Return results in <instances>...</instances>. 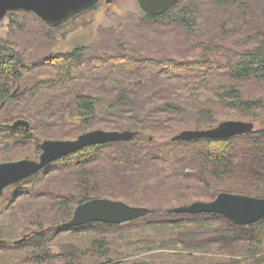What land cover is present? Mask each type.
Instances as JSON below:
<instances>
[{"label":"trees","instance_id":"trees-1","mask_svg":"<svg viewBox=\"0 0 264 264\" xmlns=\"http://www.w3.org/2000/svg\"><path fill=\"white\" fill-rule=\"evenodd\" d=\"M179 3L157 17L143 10L142 12L149 21H165L175 13ZM95 9L96 6L78 13L59 27H50L38 18L43 21L47 30L58 31ZM25 12L35 14L31 11L20 13ZM17 14L16 11H11L7 15ZM176 14L178 19L185 18V14ZM261 28L263 36L254 47L245 48L215 66L224 68L226 78L233 82L224 85L223 92L219 94L222 101L242 110L248 116H254L253 119H261L259 128L223 139L201 138L173 142L161 141L145 133L156 131L157 125L141 128L126 123L124 117H113L116 119L111 120L110 127L133 131L135 135L131 141L87 146L5 188L0 196V216L6 215L14 207H20L26 201L23 199L33 196L47 195L48 205L38 208L34 203H29L23 209L20 207L24 211L26 222L36 230H32V234L20 243H15L20 238L0 243V264H23L22 261L58 264L51 260L47 252L48 243L55 239L56 233L60 230L90 233L91 229L100 233L98 228L108 231L101 233L102 239L94 242H98L96 251L104 257L109 254V241L115 235L120 236L126 229L127 234L122 236L127 237L130 232L139 230L146 236L143 241L146 250L170 247L177 255L166 256H177L185 264H213L212 261L254 264L264 261V256L261 255L264 253V218L250 225H239L217 213H170L169 207L157 205L151 208L147 216L125 223L91 222L79 227L64 225L73 216L77 205L93 197L105 196L129 203L137 195L156 187L165 189L171 196L170 200L178 203H191L196 198L210 197L213 200L223 191L264 197V115H256L257 110L264 111V99L245 97L237 87L242 81L264 82V16ZM24 50H28L29 54ZM123 54H127L123 48H108L100 54L88 56L86 47L80 46L68 51L58 49L36 56L31 49L19 48L14 41L0 35V145L4 146L0 148V161H16L24 157L38 159L41 152L40 141L43 138L36 136L34 125L28 131L24 127H11L14 119L26 114L32 115V112L18 115L14 103L25 102L44 87L69 86L71 82L74 84L76 82L73 80L89 75L92 73L90 70L96 67L94 65H100L108 59L122 69L127 58ZM133 60L137 64L135 70L141 69L140 74H144L145 68H153L154 73L162 71L165 74H183L189 68L185 61L172 62L171 59L155 58L137 63L136 59ZM18 85L24 88L20 87L15 93L14 89ZM128 93L126 90L117 91L108 106L107 111L111 115L118 116L122 112L121 108L132 110L136 107V100ZM71 100L72 117L77 120L76 134L72 135L75 138L87 131L99 115V99L76 87ZM4 101L6 110L1 108ZM163 108L177 110L180 105L170 102L165 103ZM202 110L189 126L200 127L213 114L211 109ZM209 122L204 127L214 125ZM63 125L66 126L65 122ZM49 137L52 135L46 138ZM179 174L181 177H177ZM183 178L193 184L186 185ZM18 192H21V198L18 197ZM218 218L225 219L229 226L211 228L214 220ZM179 228L183 229L176 233ZM179 243L184 244L181 254L176 248V245L180 246ZM70 244L71 246L68 245L62 250L66 253L65 264H119L120 259L112 260L110 257L105 262L89 263L88 261H96L97 257L82 253L76 243ZM198 251H206L207 255H199L196 253Z\"/></svg>","mask_w":264,"mask_h":264},{"label":"rangeland","instance_id":"rangeland-1","mask_svg":"<svg viewBox=\"0 0 264 264\" xmlns=\"http://www.w3.org/2000/svg\"><path fill=\"white\" fill-rule=\"evenodd\" d=\"M20 12L24 11H16L18 14ZM176 13L185 14V18L178 19ZM18 14L6 15L2 19L0 35L14 41L19 48L31 49L36 56H43L58 49L68 51L80 46L86 47L88 56L100 54L108 48L113 50L123 48L127 51V54H123L127 58L122 69L108 59L100 65H94L96 67L90 70L92 73L89 75L73 80L76 82L74 84L71 82L69 86L44 87L32 94L25 102L14 103L18 115H22V112H32V115L26 114L19 118H25L34 125L36 136L43 138L40 142L46 139H75L80 134L95 129L121 130L110 127L111 120L116 119L113 117H124L126 123L141 128L157 125L156 131H145V133L161 141L171 140V137L182 130L208 129L226 120L253 122L255 128H259L262 123L261 119H253L254 116H248L242 110L222 101L219 94L223 92L224 85L233 82L226 78L224 68L215 66L245 48L254 47L262 38L264 0H182L171 18L165 21L146 19L138 0H111L108 3L106 0H101L89 15L76 19L75 23L65 25L58 31L47 30L36 14L28 12ZM49 35L52 36L49 38ZM24 51L28 53V50ZM155 58L171 59L172 62L185 61L189 64V68L183 74H165L162 71L154 73L153 68H145L144 74H140L141 69L135 70L137 64L133 59L138 63L140 60L147 62ZM77 83L80 84L77 86ZM237 85L245 97L264 99V82L248 80ZM18 87V90L20 87L24 88L18 85L14 90ZM72 87L98 97L100 109L90 128L75 138L72 135L76 134L77 120L72 117L70 107L73 102L72 95L75 93ZM119 90L129 92L128 95L136 100L137 105L132 110L121 108L122 112L115 116L107 110ZM170 102L180 105V108L177 110L163 108L165 103ZM2 109L4 110L5 106ZM202 109H211L213 114L209 115L207 121L200 127L189 126L188 124H193L192 121ZM256 115L263 116L264 111L257 110ZM58 122L60 124H56ZM64 122L66 126L63 125ZM208 122L214 125L204 127ZM48 135L52 137L46 138ZM0 148L4 146L1 144ZM6 161L10 160L0 162ZM177 177H181V174ZM182 181L186 185L193 184L188 179L183 178ZM17 195L19 198L22 197L21 192ZM170 197L165 189L156 187L137 195L129 204L149 208L157 205L171 208L189 204L184 201L181 203L171 201ZM46 198L45 194L25 198L23 200L26 201H23L20 207L23 209L29 203H34L38 208H45L48 205ZM197 200L210 201V197L196 198L193 201ZM20 207H14L6 215L0 216V232H2L0 240L5 239L4 243L21 238L24 233L32 234L31 231L36 230L26 222V216ZM220 226L225 228L229 223L225 219L218 218L210 227L216 229ZM182 229H177L176 233ZM98 231L100 233L92 229L90 233L60 230L47 246L51 260L65 264L66 253L62 250L68 245L71 246L70 243L73 242L80 246L82 253L97 257L96 261H88L89 263L105 262L110 257L112 260L120 259L119 264L138 262L185 264L184 261H179L177 256H166L177 255V252L171 251L170 247L161 249L154 247L156 249L146 250L143 243L146 236L139 230L130 232L127 237L122 236L127 234L126 229L120 236L114 234L113 240L109 241V254L104 257L102 253L96 251L98 242H94L102 239L101 233L108 231L105 228H98ZM175 244L177 242L172 246ZM179 244L180 246L176 245V248L180 252L184 244ZM196 253L207 255L206 251ZM261 255L264 256V253ZM22 262L34 264L28 261ZM212 263L246 264L229 261H212ZM254 264H264V261Z\"/></svg>","mask_w":264,"mask_h":264},{"label":"water","instance_id":"water-1","mask_svg":"<svg viewBox=\"0 0 264 264\" xmlns=\"http://www.w3.org/2000/svg\"><path fill=\"white\" fill-rule=\"evenodd\" d=\"M101 0H0V21L11 11H31L50 27H59L72 16L94 8ZM111 0H106L110 2ZM180 0H138L143 11L151 16H160L175 7ZM19 87L14 90L16 93ZM5 105V101L2 107ZM1 107V108H2ZM31 123L18 118L12 128L24 127L30 130ZM255 129L253 122L226 120L208 129H186L177 133L171 140L192 141L201 138L223 139L249 133ZM135 133L130 130L95 129L80 134L75 139H46L40 143L42 150L39 159L23 158L16 161L0 162V196L6 187L27 179L48 164L95 144L131 141ZM153 139V137H150ZM170 213L200 214L217 213L239 225H250L264 218V197L248 194L220 192L210 201H193L168 209ZM151 208L134 206L121 199L96 197L77 205L73 216L64 223L68 227H79L91 222L120 224L147 216ZM31 234H25L15 241L20 243ZM4 243V240H0ZM137 264H150L138 262Z\"/></svg>","mask_w":264,"mask_h":264}]
</instances>
